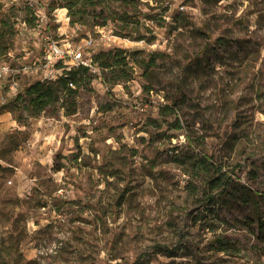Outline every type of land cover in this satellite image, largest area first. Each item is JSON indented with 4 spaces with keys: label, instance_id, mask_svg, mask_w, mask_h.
<instances>
[{
    "label": "rangeland",
    "instance_id": "obj_1",
    "mask_svg": "<svg viewBox=\"0 0 264 264\" xmlns=\"http://www.w3.org/2000/svg\"><path fill=\"white\" fill-rule=\"evenodd\" d=\"M36 1L38 23L23 0H0L15 30L0 63L38 65L48 35L68 50L93 38L95 68L72 114L62 98L56 113L6 107L0 264H264V0L111 1L104 25ZM118 49L127 79L102 65ZM66 61L22 80L53 82L78 67ZM221 173L226 184L207 183Z\"/></svg>",
    "mask_w": 264,
    "mask_h": 264
},
{
    "label": "trees",
    "instance_id": "obj_2",
    "mask_svg": "<svg viewBox=\"0 0 264 264\" xmlns=\"http://www.w3.org/2000/svg\"><path fill=\"white\" fill-rule=\"evenodd\" d=\"M117 2L119 5L126 6L129 4L130 0H59L52 1L49 4L50 9H55L57 7H66L68 9V15L70 16V23L74 22H82L83 16L88 15L89 10H93L92 16L100 18V21H96L94 24L96 25H104L107 20L114 18V14L116 11H112L110 8V2ZM98 8V9H96ZM25 9L28 13L34 17L33 10L25 4ZM130 14L129 10L126 8L121 14H118L119 20L122 22L127 21V17ZM13 16V14H12ZM25 23H28L29 26L32 25L30 21L25 18L23 20ZM34 27V25L32 26ZM136 40H142L144 35L139 31H135ZM15 34L14 30V21H11V15H5L0 17V56H4L9 51L12 38ZM127 52L118 49L115 53L108 52L106 55L108 58L106 59L102 65L106 68H110V72L116 74V79L124 78L127 79L128 73L127 70ZM98 56H101L98 55ZM95 61V56L93 58V62ZM58 67H62L59 62L56 64ZM129 68V67H128ZM89 70V67L79 64L76 69H64L63 73L55 79V81L51 82L47 79H37L34 82H31L28 85H25L24 91L18 93L12 100L5 105H2L0 108H4L7 106H16L19 101L26 99L27 103L31 107L30 114L38 115L40 112L45 111L46 108L51 109L52 113H56V104L59 102L60 98H62V102H60L59 107L63 108L64 114H72L76 110V93H77V85L80 83L82 79V73H85ZM72 83V85L69 84ZM116 82V81H114ZM64 91V95H60ZM165 108L172 110L174 107L165 106ZM10 110V109H9ZM202 161L204 166H206V161ZM208 169V167H206ZM225 173H221L216 178L208 179L207 183H211L213 187H217L219 184H226L224 180L226 178L230 180V176L223 178ZM221 177V178H220ZM256 215V230L254 233L256 237L260 239L264 246V216L258 211V208L255 209ZM217 243V248L223 251L234 250L235 245L230 243V241L223 240L219 237L215 239Z\"/></svg>",
    "mask_w": 264,
    "mask_h": 264
},
{
    "label": "built area",
    "instance_id": "obj_3",
    "mask_svg": "<svg viewBox=\"0 0 264 264\" xmlns=\"http://www.w3.org/2000/svg\"><path fill=\"white\" fill-rule=\"evenodd\" d=\"M34 13L35 21L38 23L40 20L41 8L38 7L36 0H23ZM43 43V55L39 60V64L36 63L32 66H23L22 69L14 67L8 62L0 63V106L5 105L9 98L15 97L18 93L24 91L25 83L22 80L23 75L38 74L39 71H45L48 69H55V65L59 62H67V57L71 56L76 64H82L94 70L93 56L90 54L92 45L94 44L93 38L84 39L83 43L79 44L75 49H62L57 41L49 38L48 35L42 37ZM87 51V54H86ZM30 70V71H29ZM44 78H50L48 75H44ZM72 85L71 82H69Z\"/></svg>",
    "mask_w": 264,
    "mask_h": 264
},
{
    "label": "crops",
    "instance_id": "obj_4",
    "mask_svg": "<svg viewBox=\"0 0 264 264\" xmlns=\"http://www.w3.org/2000/svg\"><path fill=\"white\" fill-rule=\"evenodd\" d=\"M0 95H1V92H0ZM11 100L12 98H9V101L6 104L8 105V103ZM11 124H12V118H11L10 111L6 109V107L0 108V128L8 127Z\"/></svg>",
    "mask_w": 264,
    "mask_h": 264
}]
</instances>
